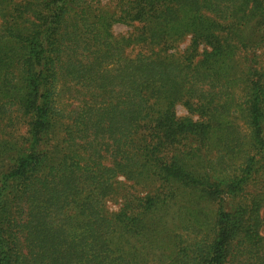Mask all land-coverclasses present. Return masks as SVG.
<instances>
[{
    "label": "trees",
    "instance_id": "obj_1",
    "mask_svg": "<svg viewBox=\"0 0 264 264\" xmlns=\"http://www.w3.org/2000/svg\"><path fill=\"white\" fill-rule=\"evenodd\" d=\"M152 248L264 264V0H0V264Z\"/></svg>",
    "mask_w": 264,
    "mask_h": 264
},
{
    "label": "rangeland",
    "instance_id": "obj_2",
    "mask_svg": "<svg viewBox=\"0 0 264 264\" xmlns=\"http://www.w3.org/2000/svg\"><path fill=\"white\" fill-rule=\"evenodd\" d=\"M126 31H127V29L125 27H122V26H115V28H114V32L115 33H125ZM186 44H187V41L184 42V45H186ZM183 46H181V48H183ZM238 102H240L239 99H238ZM175 112H176L177 117H180V118L191 117L189 115V113L187 112V110L184 107H182V106H176L175 107ZM241 119L242 118H241L240 115H235L234 116V121H236L237 124H238V126L242 130L245 131V126L243 125V122L241 121ZM194 120H196L195 117H194ZM20 132L23 133L24 132V128H22L20 130ZM109 206H110V209H112V210H117V208H118V206H116V205L114 206V205L109 204ZM171 220H172V222H176V220H179V219H178L177 216H174V215H172L170 213V215L168 217V221H171ZM180 233H182L181 230H180ZM175 241H177V239H174V240L173 239H170L169 242H171L173 244ZM136 250H137L138 253H140L141 252V247H136ZM163 251L164 250L159 249V248H152L150 250L149 249L148 250H145V253L148 252V254H149L148 257H147L148 263L149 264H153L155 261H158L160 257H164L165 255L163 254Z\"/></svg>",
    "mask_w": 264,
    "mask_h": 264
}]
</instances>
